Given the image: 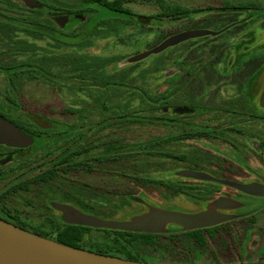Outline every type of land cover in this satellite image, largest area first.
<instances>
[{"label":"rangeland","instance_id":"1","mask_svg":"<svg viewBox=\"0 0 264 264\" xmlns=\"http://www.w3.org/2000/svg\"><path fill=\"white\" fill-rule=\"evenodd\" d=\"M39 4L38 7H29L22 0H8L0 2L1 12L6 16L0 17V21L12 25L14 32L11 38L1 36L0 53L4 63H8L4 68H0V107H8L12 112H28L38 116L46 117L58 125L56 140L47 143L38 152L43 155L46 149L56 151L61 145L76 141L79 134L88 129L94 128L98 123L113 116L112 109L125 102V99L133 95L141 98L146 95V99H140V106H144L149 101V95H160L166 99V104L178 106L183 100L178 85L181 65V51L179 48L164 54H152L147 58L129 62L134 56L147 52L160 43L162 37L160 30L156 28L147 30L138 24L135 17H128L123 14L108 11L98 5H82L79 0H33ZM169 3L178 4L187 8H207L221 7L224 1L232 4L239 2H253L257 7L264 6V0H166ZM46 7L40 11H34L36 8ZM12 6V7H11ZM14 6V7H13ZM126 6L135 14L151 16L159 13L160 9L154 0H130ZM60 10V11H59ZM211 12H204L193 15L190 21L202 20L210 16ZM61 18H68V23L64 26L58 21ZM76 18L80 23H73L70 19ZM129 21L133 24L123 23L118 26L116 23ZM187 21V22H190ZM79 24V25H78ZM185 24V21L174 23L173 26ZM220 23L209 20L201 21L197 24L184 25L178 29L179 33L190 30H206L216 32ZM82 28L87 34H91L85 44L73 48L72 38L76 27ZM171 24L166 23L164 27ZM251 26V25H250ZM161 29V28H160ZM51 30V32H50ZM235 40H229V45L240 43L236 50H228L226 64H233L232 56L236 51V57H242L244 52L243 45H250L257 38H264L258 24H253L249 30H240ZM91 32V33H90ZM67 36V37H66ZM223 41V40H222ZM202 42L193 50L188 52L190 59L196 60L193 64L198 65L210 52L212 44ZM216 42H221L220 40ZM256 47V45L252 46ZM173 48H170L172 50ZM195 49L199 51L195 52ZM169 50V51H170ZM197 58H200L198 61ZM91 65L90 70L79 75V68L82 64ZM159 61V62H158ZM115 64V65H114ZM157 68V69H156ZM101 69L100 74L104 79L94 83L91 77L95 72ZM211 70V71H210ZM217 69H208L206 72L198 75V81L195 84L194 92L206 97L204 103L206 106L213 105L212 97L216 100H222L227 97L235 96L231 94L232 88L220 87L219 80L226 81L227 78L220 77ZM85 76V77H84ZM226 79V80H225ZM264 81V77L262 78ZM107 82L108 85L99 84ZM191 91V90H189ZM188 91V93H189ZM258 95V92L256 91ZM136 102V103H137ZM135 104V103H134ZM138 104V103H137ZM206 117L198 119V123H206ZM257 130V129H256ZM179 128L159 125H133L126 129L123 127L109 126L108 128L88 132V138L94 143L97 138H101L102 143L108 138H122L123 136L129 142L148 141L157 137L165 140H171L178 135ZM230 140H233L230 138ZM96 144V143H95ZM235 145L240 147V152L229 151L223 142L203 140H187L185 142L171 141L164 147L167 151L176 150L177 153L199 150L213 155H218V160L205 158L200 162L193 164L205 169L218 179H230V175L237 173L236 163L238 156L245 160L256 169L258 157L252 151L245 138H237ZM212 147H217L226 152V159L220 157L221 153H212L208 151ZM98 152L92 153L96 155ZM189 162V161H188ZM187 162V163H188ZM191 163V162H190ZM192 164V163H191ZM192 164V165H193ZM186 165L177 164L168 159L166 161L164 176L157 175L165 180H183L191 181L177 174ZM240 173H244L240 169ZM239 174V175H241ZM213 176V177H214ZM242 176V175H241ZM120 177V176H119ZM117 176L105 175L102 172L95 174H80L78 181L87 183L94 188L108 190L109 192H121L122 194L133 193L138 198L136 187L125 186L121 178ZM198 181V180H197ZM192 183L197 185H206L204 182ZM244 184H247L243 182ZM217 191L225 190L224 186L215 187ZM149 198L146 206L133 200L131 208L126 212L148 210V206L165 208H174L176 211L195 213L205 210L207 205L201 204L200 200L193 199L186 195H172L166 191L150 189L147 194ZM237 201V200H236ZM246 206L243 211L264 208V197L258 196L245 200ZM239 202V201H238ZM242 203V207H243ZM171 210V209H170ZM126 213H118L115 220H127L131 216ZM140 213V212H139ZM224 213V212H223ZM37 214V213H36ZM138 214V213H137ZM226 214V213H225ZM39 215V213L37 214ZM136 215V214H135ZM45 216V215H44ZM43 216V218H44ZM41 220V219H40ZM39 221V219H36ZM255 229L262 231L260 242H256L254 237H249L240 247L239 252L244 257L248 253L256 252L255 258L264 259V210L259 211L255 217ZM174 226L168 225L171 230ZM251 234V233H250ZM197 250V249H196ZM195 250L196 262L201 263L209 258V250L201 252ZM157 262V261H156Z\"/></svg>","mask_w":264,"mask_h":264},{"label":"flooded vegetation","instance_id":"2","mask_svg":"<svg viewBox=\"0 0 264 264\" xmlns=\"http://www.w3.org/2000/svg\"><path fill=\"white\" fill-rule=\"evenodd\" d=\"M260 8L261 18L257 21L245 16L239 19L229 16L222 22L224 27H221L220 30L225 29L223 32L218 33L219 30H217L215 35L190 39L177 45L182 52L180 54L182 60L179 68L181 74L179 76L178 85L183 94V100L178 106L168 104L167 108H165V114L168 119L166 126L179 128L177 135L180 137V140H178L179 142H185L187 140L196 141L197 139L203 140L204 138L210 142H223L229 151L232 150L238 153L240 152V147L235 145L234 142H236L237 138H245L252 148V151L257 154V167L254 169L244 157L238 156L239 160L235 162L238 167L236 168L237 173H233L228 177L232 179L231 181L239 183L245 182L247 184L257 183L264 187V81H261L264 77V38H257L250 45H243L244 52L246 53L242 55V57H236L237 53L235 51L232 56L233 64H226L228 50H236L238 45H240V43L229 45L228 41L230 39L235 40L241 35L243 32L241 33L240 30H250L252 25L257 23L259 28L264 31V6ZM242 21H245L246 26ZM218 40L221 42H216ZM209 41H211L212 47L209 50L210 52L205 56L206 58L198 65L193 64L196 60H191L190 55H187L188 52L197 47L196 45ZM254 45H256V47H252ZM170 48L163 52L170 53L175 50H170ZM196 51L199 50L195 49V52ZM197 59L198 61L201 60L200 58ZM215 68L217 69L216 71H219L220 77L227 78V80L225 79L226 81H223L224 79L219 80L217 84L222 88H232L231 94H235V96L216 100V92L215 97H212L214 101L213 105L210 107L206 106V103H204L206 97L196 94L193 90L198 81V75L206 72L208 69ZM179 110L182 111L180 112ZM202 117H206V123H198L197 120H202ZM173 118H178V125L175 126L170 122ZM0 119L14 127L18 131L16 135L23 133L25 136L32 138V143H27V140H21V145L0 143L1 220L19 228L20 226L27 227V230H23L31 232L33 226H39L44 223V215L47 216L49 214L58 221L61 219V213L53 208L52 203L73 206L84 212L73 201L69 199L63 200L60 196H135L134 194H122L121 192L106 193V190L91 193L89 192V184H81L78 181V176L80 174L90 175L88 161L91 157H95L103 151L104 147L100 145L105 142L102 143V141H99L97 144L94 142L93 144L95 147L92 152H90L89 147L86 146L84 152L78 154L75 152L78 148L79 137H77L76 141L61 145L58 150L54 152L46 149L43 155H39L38 152L42 147H46L45 145L47 143L59 138V136H55L58 131V125L56 123L46 117L38 116L33 113L24 111L15 113L5 106L0 107ZM49 124H52L53 128H47L46 126ZM117 126L120 127V123H118L116 127ZM0 134L2 133L0 132ZM16 135H9L4 138L8 141L17 142V140L20 139L19 136ZM230 138L233 140H230ZM116 139L120 140V137ZM85 140L90 142L88 135ZM197 151L200 152L199 150ZM208 151H213L212 153L220 152V157L226 159V152H223V150L217 147H212V149H208ZM95 152H98V154L92 156L91 154ZM202 154L203 157L207 159L213 158L218 160L219 157L216 154L213 155L206 152H202ZM79 161H85V168L81 170L70 169L71 165ZM56 165H58V167L54 168ZM191 166L194 168L192 171L203 172L214 176L199 166L194 164ZM51 169H59L61 177H47V174L52 171ZM183 169L187 170L185 167H183ZM240 169H243L244 173L241 174ZM96 172L100 171H94L93 174ZM116 174L117 177H119V171H117ZM214 177H218V175ZM190 180V182L194 181V179ZM63 182L68 183L71 188L74 186L77 191H65V188L61 186ZM224 187L226 188L225 190H216L212 195L206 196L204 202L201 201L200 203L208 205L219 197H228L237 200L245 205L236 209L222 210V212L235 215L236 217L233 221L240 220L242 224H219L202 229L219 228L234 230V235L230 237L232 245L236 247L235 254L238 261L250 260L251 262L244 263H253L252 261L255 259L256 262H258L262 259L255 258L256 252L248 253L247 256L244 257L242 253L239 252V249L249 235L250 238L254 237V240L259 244L262 231L255 229L256 227L252 223L254 222L255 215L259 211L264 210V208L243 211V208L247 204L245 200L258 196L247 195L233 188ZM98 189L101 190V188ZM47 196H55V200H49ZM144 197L145 201L148 203L149 198L147 194H145ZM261 197H264V195ZM140 203L143 206L147 205V203ZM137 212L141 213V211ZM36 213H39V215ZM36 219H39V221H36Z\"/></svg>","mask_w":264,"mask_h":264},{"label":"trees","instance_id":"3","mask_svg":"<svg viewBox=\"0 0 264 264\" xmlns=\"http://www.w3.org/2000/svg\"><path fill=\"white\" fill-rule=\"evenodd\" d=\"M2 1L4 0H0V2ZM129 1L130 0H79L82 5L95 4L114 13L123 14L128 17H135L141 27L149 31L155 28L160 30L162 41L179 33L178 29L186 24L198 25L201 21H207L210 19L212 22L221 24L218 29L219 33L225 30H220V28L224 27L222 22L229 16L238 19L245 16L253 18L254 21L261 18V8L257 7L253 2H239L238 4H232L229 1H224L221 7L191 9L178 4L169 3L166 0H154L159 6V13L151 16H143L133 13L126 6V3ZM8 2L14 5L13 2L11 3V0H8ZM45 7L46 4H43L42 8H36L34 11H40ZM1 10L2 7L0 6V17L6 16ZM204 12H211L213 14L202 20L190 21V18L193 15H198ZM70 21L73 23H80L76 18H72ZM180 21H185V24L173 26L174 23ZM123 23H128L130 25L133 24L129 21L122 23L115 22L118 26L123 25ZM166 23L171 24V26L167 28L164 27ZM242 23L246 26L245 21H242ZM13 32L14 29L12 28V25L0 21V42H3L1 36L11 38ZM90 35L91 34L84 32L79 26L74 28L73 34L69 36L72 38L73 48L85 44V41L88 40ZM177 48L178 46L173 47V49ZM2 54L4 53H0V68H4L8 64L6 62L4 63V56L1 57ZM159 54H164V52ZM88 65L91 64L88 63L87 59L86 63L80 66L79 75H81V77L83 76V73L91 69V66ZM4 69L9 71L7 68ZM100 72L101 69L95 72V76L91 77V79L95 81L94 83H97L96 81H99L98 79H100V81L104 79L102 75L103 73L100 74ZM99 84L108 85L109 83L100 82ZM141 98L145 100L146 95H141ZM141 98H139L138 95H133V97L130 96V98L125 99V102L118 105L117 108L111 110L113 113L111 118H107L103 122L94 126V128L88 129L84 133L79 134L78 148L75 152L78 154L83 153L86 146H88L89 151L92 152L95 145L90 139V142L85 140L88 132H93L95 130L99 131L108 128L109 126H116L118 123H120L121 127L126 129L133 125L143 126L148 124L165 127L168 122L165 114V108H167L165 102L166 99L160 95H149V101L144 103L145 105L142 107L140 106L142 102H137ZM170 122L175 126L179 123L178 118H173ZM46 127L53 128V125L49 124ZM178 140H180L179 136H174L171 140L157 137L148 141H136L131 143L124 136L120 138V140L114 137L108 138V140H105L104 144L100 145L104 147L103 151L100 152L99 155L89 159V172L90 174H93L94 171H100L105 175L114 177L117 176L116 172L119 171L122 184L125 186L136 187L135 194L141 197L148 194L150 189H154L158 191H166L175 196L186 195L204 202L206 196L215 193V187H220V184L204 182L206 185H197L189 181L165 180L159 178V176L157 177V175L164 176L163 173L165 172L166 161L168 159L177 164L186 165L185 168L190 171L194 169L191 166L194 159L195 163L203 160L201 157L202 152H198L197 150L181 153H177L176 150H165L164 147L166 146V143L169 144L171 141L177 143ZM99 141H101V138H97L94 142L97 144ZM84 163L85 161L74 163L70 166V169L81 170L85 168ZM57 167L58 165L54 166V168ZM51 170L52 171L47 174V177H61L59 169ZM179 171H177V173ZM61 186L65 188V191H77L74 186L71 188L66 182H63ZM89 192L97 193L102 192V190L90 186ZM105 192L108 193L109 191L107 190ZM110 192L114 193L113 190ZM47 197L49 200H55V196ZM60 197L63 200L69 199L73 201L85 213L103 219L114 220L118 213H126L131 208V202L137 198V196ZM168 209L175 210L172 207H169ZM137 213V211H131L126 214L130 216ZM43 221L44 223L42 225L33 226L31 232L54 240L65 246L87 250L104 256L118 257L124 260L149 264H233L251 262L250 260L238 261L235 254L236 247L232 245L230 237L231 235H234V230L232 229L209 228L185 231L179 226L172 225L174 228L171 230L169 229L166 233L153 234L140 231L132 232L70 225L64 223L62 219L58 221L49 214L44 216ZM235 224H242V222H240V220L233 221L232 219L221 225ZM20 228L28 229L23 226H20ZM196 249L201 252L211 250L209 258L201 263L196 262ZM252 262H256V260L254 259ZM258 262H264V260L262 259Z\"/></svg>","mask_w":264,"mask_h":264},{"label":"water","instance_id":"4","mask_svg":"<svg viewBox=\"0 0 264 264\" xmlns=\"http://www.w3.org/2000/svg\"><path fill=\"white\" fill-rule=\"evenodd\" d=\"M29 7H38L39 4L33 0H22ZM62 26L68 23V18L58 20ZM216 32L206 30H190L175 34L153 49L129 59V62L141 61L152 54H159L164 50L179 45L190 39H196L215 35ZM180 112L182 110H179ZM0 143L21 145V140L32 143V138L25 136L9 123L0 119ZM9 135L19 136L17 142L8 141L4 137ZM27 145V144H25ZM179 176L198 181L214 182L223 186L233 188L251 196H263V185L243 184L226 179H218L209 174L190 170H181ZM142 202L143 199L135 198ZM53 208L61 213L64 223L70 225L87 226L98 229H111L121 231H140L146 233L160 234L168 231V225H176L185 231L196 230L216 226L234 219L235 215H229L222 210L236 209L242 206L232 198L219 197L209 203L205 210L188 213L148 206V210L131 216L127 220L103 219L92 214L78 210L65 204L52 203ZM0 264H149L124 260L118 257L104 256L87 250H81L62 245L54 240L42 237L32 232L23 230L0 219ZM233 264H264V262L233 263Z\"/></svg>","mask_w":264,"mask_h":264}]
</instances>
